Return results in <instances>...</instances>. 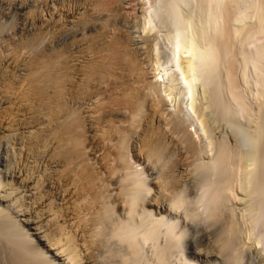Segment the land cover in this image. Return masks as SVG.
I'll list each match as a JSON object with an SVG mask.
<instances>
[{
	"label": "rangeland",
	"instance_id": "rangeland-1",
	"mask_svg": "<svg viewBox=\"0 0 264 264\" xmlns=\"http://www.w3.org/2000/svg\"><path fill=\"white\" fill-rule=\"evenodd\" d=\"M71 1L73 4L80 2V6L82 5L81 0ZM124 1L117 0L113 4L117 10H115L116 13L113 12L111 14L112 16H107L108 13H112L111 11L107 12V8H101L98 5V8L100 7L101 9L99 11L105 12L107 15L104 14L102 20H93L91 22V20L83 16L84 14L71 17V14L61 12L60 7L64 3L62 0H43L46 4L45 8L43 7L44 9L37 0H0V31H6L4 37L0 39L2 45H6L9 41L8 38L12 36L18 43H33L37 34H41L39 42L22 48V59L15 61L13 56H11L12 52H3L7 56L0 64V81L3 77H7V85L11 84L10 81L12 80H20L30 74L28 72L29 63L33 59H31V56L35 51L47 48L50 54H54V51L56 49L59 51L62 46L65 49L74 50L80 48L83 41L84 46L87 44L86 46L91 47L89 38L92 37L96 29L100 28L101 21L106 16L107 18H105L104 22L108 24V27L122 28L127 33L131 46L129 53L128 51L127 53L123 52V54L120 52L121 55H118L119 52L115 49L116 47L113 48V51L111 48L110 54L106 55L104 59H102L103 57L86 59L89 62L88 64H85V59L78 60V62L76 60L73 62L69 59L66 62L67 60L63 59V57L57 56L52 59L53 62L51 61L48 67L50 74H48L49 72H39L41 73L40 79H45L43 81L41 79L38 82L40 85H38V89L40 90L41 87L45 89L50 86L51 90H56L51 97V99L53 98V101H51L54 104L52 103L47 108L48 106L44 103L45 96L43 92L40 93L36 102L31 103L29 108L26 109L30 115L33 114L34 117L38 118V121L35 126L24 133L22 140H18L14 146L11 144L14 133L10 131L13 123H10L8 129L3 132L6 135L7 142L3 143L4 150H2V153L0 152V181L5 185V191L0 192V195L7 193H11V195H9L7 201H3L0 196V206H2L6 214H3L2 217L6 219L8 214L13 216L17 209L23 208L22 213L14 217H17L16 224L19 227L27 229L26 222H23L24 215L30 210L27 206L30 208L29 205L33 202L37 193L40 196L43 193L46 198V208L48 210L51 208L49 210L51 216L48 222H41L40 238L32 235L31 237L33 238V244L37 245L40 250L43 249L42 251H46V248L44 246L45 242L43 243L41 239H44L45 236L48 237L50 232L53 235L56 233L54 236H60L62 238L61 241L64 240L65 248L67 247L66 244H68L69 247L63 252L64 254L60 253L53 256V253L47 251V254L49 253L52 258L55 257L53 260L55 264H67V261L71 262L68 260L71 256L78 258L77 260L74 259L76 262L73 261L71 264H132L131 262L133 264H264V246L258 241L260 239L259 235H261V228L258 229L257 225L254 226L256 219L252 218L256 217L258 213V215L260 213L264 215L261 212H264V206H258L262 199L261 195H264V189L262 190L264 183L261 182L264 180V96L262 97L263 101L261 100L260 102L263 108L260 104L255 105L251 98V84H248L249 87L243 84L236 69V61H239L240 55L236 50L234 54L233 48L237 49L236 46L238 47V45L234 44L239 43L241 35L237 33L240 30L235 28L240 29V26L233 23L230 18L225 25L223 20L228 18L226 17L220 21L222 22L220 24L223 30L219 31L220 33L218 32L221 34L220 37L218 36L219 34H216L217 38H214L220 44V46L217 45L220 50L223 47L227 48V50L223 49L224 51L226 50V53L221 50L224 54L229 51L226 55L227 58L224 57L226 62L223 61L225 60L224 58L220 62L222 65L226 64V67L230 66L229 69L231 71L227 69L230 74L223 70L226 69L225 65H223V68L218 62L214 67L215 70L212 73L213 77L211 76L210 78L211 81L209 80L210 82L202 78L205 77L203 74L200 75L197 72L198 74L195 73L189 76L192 85L191 89L186 91L182 89V83L177 84L175 79L165 78L166 72H164V68L167 69L172 66L168 65L166 67L165 65L164 67V64H167L166 61L162 63L164 62V53H159H162L164 49V45H162L165 42L164 35L166 37L170 33V26L167 23V12L172 9V0H132L135 8L132 7V11L129 13H126L125 8L122 7ZM158 2L163 5L165 11L161 9L162 17L158 19L159 21L153 20V23L152 21L149 22L148 9L154 7V4ZM178 3L180 15L186 23L190 21L204 24V0H179ZM116 6L120 7L117 8ZM39 12L43 20L40 31L34 29V19L32 18ZM201 19L204 21H201ZM251 23H254V18L248 20L246 27L244 26L245 29L241 28L243 33L240 31V34L243 35L246 28L251 27ZM80 24L87 26V29H84L85 31L87 30L86 32L82 33L77 30L80 29L78 26ZM15 26L19 27L18 32L12 34V29L9 30V28ZM90 28L91 31L93 30L92 32L89 31ZM224 29L229 30H225V32L227 31L226 35L228 34L231 37L227 35L228 38L226 39ZM73 30L77 31L74 32ZM188 30L190 31L189 28H187V32ZM229 38H233V41L229 40ZM225 40H229V43H225ZM262 40L264 41V39ZM262 40H258L259 42L256 41V43H260ZM101 41L102 37L98 38L96 45H100ZM243 47L247 49L246 45ZM114 50L117 51L115 52ZM157 51H159V54H156ZM42 56L44 57L43 54L39 55L37 61L43 64V62H46V56L44 58ZM179 56L182 59L179 60L181 68L179 66L178 68L184 70L185 68L182 65L185 64L187 54L181 52ZM53 63L56 64L53 65ZM90 64L92 66L96 65L95 69H92ZM74 66L77 67L75 68ZM154 69L160 72L157 74ZM171 69H175L174 66L167 69V73ZM177 72L179 71L177 70L175 73ZM225 72L228 74L227 77L230 75V78H236L237 85L240 84L236 90H242L244 107L247 106L244 108L245 110L243 109L242 114L244 116L240 112L238 117L239 113L232 111L231 103H233V100L230 99V89L226 90L229 86L227 85L228 83L225 84L227 80ZM42 73L44 74L42 75ZM177 75L180 77L179 73ZM42 82L46 85H43L44 83L42 84ZM128 88H132L131 91ZM40 91H42V88ZM64 96H67V98H64ZM131 96L133 98L136 96V100L134 98L133 102L129 101L132 99ZM225 97L229 100H226ZM5 98L6 95L4 97L0 96V110L5 106ZM54 100L56 101L54 102ZM57 102V105L62 106V112L64 111V113L61 112L62 116H60L59 107L56 106L55 108ZM227 106L229 107L227 108ZM257 106L260 108L257 109ZM53 107L58 111H53ZM247 108L248 110L246 111ZM228 110L231 111L228 112ZM244 111H249V113ZM258 111L262 113L260 114ZM51 112L55 115L51 114ZM232 113L237 114V117L234 114L232 116ZM53 115H59V118L57 116L54 118ZM66 116L68 117L67 119L65 118ZM249 118L252 119L251 122H249ZM62 120L63 122L65 121L66 126H70L69 139L64 146L67 145L66 147L72 153V155L70 154L71 157L73 156V160L66 167V170L69 171L70 176L73 175V181L75 180L73 184L76 183V185L73 186H76L75 190L79 192L75 191V193H78L80 197L83 196L79 197L80 201L79 198L75 199L78 202L74 200L73 206L76 205L73 210L80 208L76 212L81 210L83 213V210H85V214L87 213L84 215V213L80 212L82 214V216L79 214L81 218L79 217L77 224L74 222L78 226L75 227L73 223L72 229L71 227L67 228L53 214L52 202L54 204L56 198L51 197L50 193H48L49 191H47L48 187H50L49 184H52L53 178H56L62 169L59 158L63 151L61 147L63 149L64 146H61L57 141V135L59 136L60 127L63 124ZM260 126L262 127L261 129ZM57 129H59V132ZM256 131L260 132H257L259 135ZM54 136L56 139L53 138ZM29 137L41 139V141L39 140L41 146H38L30 162L25 164L24 174L29 175L32 189L20 192L21 189H14L16 185L10 184V178L6 171L15 164L16 156L22 148L21 142ZM256 141H258V145H256ZM222 144L223 148L227 146L224 149L228 151V154L226 152L224 154L226 160L225 158L221 160L217 156L219 155L218 149L222 148ZM219 145L221 146L219 147ZM72 151L76 152L75 158ZM230 155H233V158L229 157ZM237 156L241 160L236 158ZM214 159L215 161H223L226 166L223 162L217 161L218 163H215ZM208 165H212V168L210 167L211 169H209ZM259 170H261L262 175H260ZM254 174L256 175L255 178ZM82 175L83 177H81ZM80 180L83 183H79ZM260 184L263 186H260ZM82 185L83 187H81ZM135 185L137 190L140 191H135ZM257 186L258 188H255ZM77 187L79 188L77 189ZM144 187L149 191L145 190ZM207 188L209 191L213 189L214 191L206 192ZM215 190H218L217 193H215ZM256 192H258L259 197ZM207 193L218 195L216 198L213 194L214 199L217 200L216 203L213 196ZM43 195L41 197H44ZM129 196L134 197L135 204L131 205L132 208L130 205L128 208V203L130 204V202L127 200L129 198L130 200L133 199V197ZM36 197L38 196L36 195ZM175 199H177V205L172 203V201L175 202ZM210 199L214 200V202ZM209 204L211 205L209 206ZM80 206L85 207L81 209ZM254 212L258 213L255 215ZM234 222L237 226H235ZM251 222L253 223L250 224ZM93 225H96V228ZM252 226H257L258 228L256 227L253 230ZM154 227L157 228L155 229ZM148 228L151 230L154 228L156 231L154 230L153 232L152 230L150 234V229ZM128 233L134 236H132L133 238L129 236L134 240L129 238L128 242H135L134 244L139 248L136 249L138 252L135 250V254L130 251L129 243L128 245L126 243L125 239L128 238ZM67 235L68 238H66ZM76 240L78 241L76 242ZM137 243L139 246H137ZM71 244L76 246L74 245L73 247ZM64 247L62 249H65ZM70 251H72V254ZM130 252L132 253L131 256ZM125 256L130 259L128 258L126 261L127 258Z\"/></svg>",
	"mask_w": 264,
	"mask_h": 264
},
{
	"label": "bare ground",
	"instance_id": "bare-ground-1",
	"mask_svg": "<svg viewBox=\"0 0 264 264\" xmlns=\"http://www.w3.org/2000/svg\"><path fill=\"white\" fill-rule=\"evenodd\" d=\"M39 5L42 6V8L44 7L45 8V2H43V0H37ZM64 3L63 5L60 7V10L61 12H63L64 14H71V17H76L77 15H80V14H84L83 16L89 20H91V22H93V20H99L101 19L102 20V17H104V14L105 12H102V11H99L100 7L101 8H107V12L111 11L112 13H107L105 15L107 16H112L111 14H113V12L116 13L115 10H117L116 8H114V3L117 2V0H81V3L82 5L80 6V2L78 4L74 3L70 0H62ZM123 1V0H122ZM179 0H172L171 1V5H172V9L170 11L167 12V15H168V19H167V23L168 25L171 27H169V32L168 35H164V41L162 43V45H164V49L161 52L157 51L156 54H163L164 53V62L162 63H166L167 64H164V67L166 65V67L169 65V66H172V67H169V68H174L175 69H171L170 73H167V69L164 68V72L165 73V78H168L170 77V79H175L177 81V84L178 83H182L181 86L183 87L182 89L186 90V91H189L191 89V82H190V78L189 76H191L192 74H198L197 72L200 73V75H204L205 77H202V78H205L207 79L208 81L210 80L211 81V76H212V73L213 71L215 70V65L219 62V65L221 64L223 58H227L226 55L229 53V51L227 52V54H224L226 53L225 51L227 50V48L223 47L221 50H223L224 48L226 49L223 53V51H221L218 46H220V44L218 42H216L217 40H215L214 38L216 37V34L218 35L220 32L219 31H223L222 30V26L220 23V21H222V19L226 18V20L224 19L223 22L225 23L226 25V22L228 21V19L230 18L231 21H233V23L235 24H238L240 26V29L239 28H235V29H238L242 32L241 28L245 29L246 27V24L248 23V20L251 19V18H254V23L252 24L251 23V27L250 28H246L244 34H240V31L237 32L239 35H241V37L239 38V43L238 44H234V45H238V47L236 46L237 49H234L233 47V50H234V54H235V50L237 53H239L240 57H239V61H236L237 62V67L236 69L238 70V73L240 74V79L242 80L243 84L245 85H248L249 83L251 84L250 86V92L252 93V101L253 103H255V105H259L261 100L263 101V96H264V41L262 39H264V0H204L205 4H204V19H205V22L204 24H197V23H193V22H187L184 21L182 19V16L180 15V12H179V3H178ZM71 3V4H70ZM120 3V2H119ZM133 1L132 0H125L123 2V8H125L124 10H126L125 12L129 13L130 11H132V7L134 6V3L132 5ZM121 4V3H120ZM98 5L100 6L98 8ZM113 5V6H112ZM117 7V6H116ZM120 7V6H119ZM117 7V8H119ZM43 8V9H44ZM122 8V9H123ZM135 8V7H133ZM161 9H164L163 5H161L159 2L154 4V7L148 9V21L152 23L154 22L153 20H158L160 19L161 16ZM101 10V9H100ZM102 10H106V9H102ZM162 10V11H163ZM50 11V10H49ZM134 12V11H133ZM125 13V14H126ZM202 13V12H201ZM200 13V14H201ZM103 15V16H102ZM166 15V16H167ZM201 15V16H202ZM227 15V16H226ZM33 16V15H32ZM107 16L105 18H107ZM117 16V15H116ZM126 16V15H125ZM165 16V18H166ZM34 19L33 21V25H34V29H41L42 27V23H43V20H42V17H41V13L39 12V14H35L33 17ZM104 18V20H105ZM114 18V17H113ZM201 18V17H200ZM103 21H101V25H100V28L96 29L93 34H92V37H90L89 39L91 40V47H88V46H84V41H83V44L81 42V45H83L81 47L80 45V48H77V49H74V50H68V49H65L64 46H62L59 51L58 49L57 52L54 51V54H50L49 50H47V48H42L43 50H39V51H35L33 52V55L31 56V62L29 63V69H28V72H30V74H28L26 77L20 79V80H12L10 81L11 84H8L7 85V82H6V78L7 77H3V79L0 81V96H5L6 95V98L4 99V103H5V106L3 107L2 110H0V152L2 153V150H4L3 148V143H6L7 142V139H6V135L3 133L4 131H6L8 129V125H10V123H13V126L11 128L10 131H12L14 134L12 136V139H11V144L14 146L15 144H17V141L18 140H22L23 136H24V133L29 129V128H32L33 126H35L36 122L38 121V118L34 117L33 114H29V112L26 110L29 108L30 104L31 103H35L36 102V99L38 98V96L40 95L41 92H43V95L45 96V101L44 103L46 104V106H48L47 108H49L51 106V104L53 103V98L51 99L52 95H54L53 90H51V88H49L50 86L46 87L45 89L42 88V91L41 88L40 90L38 89V82L41 81L40 77H41V73L39 72H49L48 71V67L52 61V59L55 57H63V59L67 60L66 62L69 61H73L76 60V62H78V60H81V59H90V58H93L95 57V59H97L96 57H103L102 59H104V57L108 54H110V49L113 51V48L116 47L115 49H117L116 51L119 52L118 55H121L123 54V52H126L128 51V53L130 52V44H129V40H128V35L127 33L120 27H113V28H109L108 27V24L105 23ZM159 21V20H158ZM188 21V20H187ZM198 21V20H197ZM201 21H204L201 19ZM230 21V22H231ZM201 23V22H200ZM223 23V24H224ZM201 25V26H200ZM230 25V24H229ZM237 25V26H238ZM80 27V29H77V30H80L82 33L83 32H86L84 29H87L85 27V25L83 24H80L78 25ZM245 26V27H244ZM227 27V26H226ZM230 27V26H229ZM187 28L190 29V31L188 30L187 32ZM225 28V27H223ZM231 28V27H230ZM12 29V34L18 32V29L19 27L15 26V27H11L9 28V30ZM89 29V28H88ZM113 29V31H112ZM234 29V30H235ZM76 30V31H77ZM225 30L227 29H224V36H226V39L228 38ZM40 31V30H39ZM74 31V30H73ZM74 31V32H76ZM78 31V32H80ZM91 31V28L90 30ZM93 31V30H92ZM91 31V32H92ZM233 31V30H232ZM231 31V32H232ZM6 32V31H5ZM5 32L3 31H0V39L4 37V34ZM73 32V33H74ZM168 32V31H167ZM190 32V33H189ZM219 32V33H218ZM230 33V32H229ZM235 33V32H234ZM243 33V32H242ZM81 34V33H80ZM223 34V33H222ZM233 34V32H232ZM231 34V35H232ZM221 34H219L218 36L220 37ZM234 35V34H233ZM232 35V36H233ZM224 36H223V39H224ZM229 37H231L230 35H228ZM73 37V36H71ZM102 37V41L100 42V45H96V41L98 40V38H101ZM235 37V36H234ZM82 38V37H81ZM217 38V37H216ZM39 39H41V34H37L35 40L33 43H18L14 40L13 36L8 38V42L6 45H2V41H0V64H1V61L3 59H5V57L7 56V54H3L4 51H10L12 52L11 53V56H13V60L17 61L19 59H22L21 57V51H22V48H24L25 46H28L30 44H34V43H37L39 42ZM233 39V38H232ZM232 39L229 38V40L233 41ZM236 39V38H235ZM84 40V39H83ZM228 40V41H229ZM258 40H262L260 43H256L259 42ZM82 41V40H81ZM88 41V40H87ZM86 41V42H87ZM217 43H215V42ZM220 41V40H219ZM228 41L225 40V43L227 42V44L229 43ZM236 41V40H235ZM234 41V43H236ZM85 42V43H86ZM222 42V41H221ZM220 42V43H221ZM232 43V42H231ZM231 43H230V46H231ZM80 44V43H79ZM89 44V42H88ZM218 45V46H217ZM223 45V44H222ZM233 45V46H234ZM246 45L247 46V49H245L243 46ZM226 46V45H225ZM67 47V46H66ZM159 47V46H158ZM163 47V46H162ZM68 48V47H67ZM158 49V48H157ZM219 49V50H218ZM245 49V50H244ZM53 51V50H52ZM111 51V52H112ZM115 51V50H114ZM115 51V52H116ZM161 51V50H160ZM222 54H221V52ZM232 52V50H230ZM121 52V54H120ZM159 52V53H158ZM181 52H185L187 54V58L185 59V64H183L182 66L185 68L184 70L182 69H179L181 68L180 66V62L179 60L180 59V53ZM230 52V53H231ZM113 53V52H112ZM236 53V54H237ZM44 55V57L46 58L45 59V63L43 62V60H41L43 62L42 63H39L37 60V57H39V55ZM114 54V53H113ZM152 54V53H151ZM232 54V53H231ZM128 55V54H127ZM155 55V54H154ZM129 56V55H128ZM133 56V55H132ZM156 56V55H155ZM235 56V55H233ZM43 57V56H42ZM43 57V58H44ZM118 57V56H117ZM159 58V56H157ZM230 57V56H229ZM236 57V56H235ZM10 58V56H9ZM108 58V57H107ZM158 58H157V61H158ZM183 58V59H184ZM224 58V59H225ZM229 59V58H228ZM57 60V59H56ZM159 60H161V58H159ZM231 60V59H230ZM64 61V60H62ZM94 61V60H93ZM98 61V60H97ZM96 61V62H97ZM221 61V62H220ZM226 62V59L223 60ZM235 61V59H234ZM53 62V61H52ZM65 62V61H64ZM63 62V63H64ZM72 62V64H73ZM75 62V63H76ZM83 62H85L83 60ZM95 62V64H96ZM99 62V61H98ZM89 62L86 60L85 64H88ZM94 63V62H93ZM92 63V64H93ZM184 63V62H182ZM235 63V62H234ZM56 64V63H53V65ZM66 64V63H65ZM64 64V65H65ZM80 64H82L80 62ZM69 65V64H68ZM91 65V64H90ZM99 65V63H98ZM97 65V66H98ZM158 65V64H157ZM156 65V66H157ZM161 65V64H160ZM185 65V66H184ZM222 65V64H221ZM220 65V66H221ZM225 65L224 67L226 69H223V70H226V72H229L228 70L229 67L227 68L226 67V64H223ZM222 65V67H223ZM228 65V64H227ZM229 65H230V62H229ZM82 66V65H81ZM92 66V65H91ZM95 66H92V69H95ZM101 67H103L102 65H100ZM163 66V65H162ZM161 66V67H162ZM179 66V68H178ZM75 68L77 66H74ZM73 67V68H74ZM182 67V68H183ZM223 67V68H224ZM234 67V66H233ZM45 70H44V69ZM51 68V67H50ZM72 68V67H71ZM70 68V70H71ZM81 68V67H80ZM86 68V66H85ZM89 68V66H88ZM104 68V67H103ZM158 68V67H157ZM98 69V67H97ZM101 69V68H100ZM139 69V68H138ZM150 69V68H149ZM228 69V70H227ZM232 69V68H231ZM66 70V68H65ZM68 70V69H67ZM80 70V69H79ZM84 70V69H83ZM89 70V69H88ZM140 70V69H139ZM138 70V71H139ZM152 70V69H151ZM155 70V69H154ZM157 70V69H156ZM155 70V71H156ZM179 71L177 73L180 74V77H178L179 75H177V73H175L176 71ZM222 70V71H223ZM75 71V70H74ZM73 71V72H74ZM77 71V69H76ZM82 71V70H81ZM92 71V70H90ZM96 71V70H94ZM150 71V70H148ZM231 71V70H230ZM4 72V71H2ZM72 72V71H71ZM80 72V71H78ZM93 72V71H92ZM140 72V71H139ZM157 72V71H156ZM160 72V71H159ZM157 72V74L159 73ZM225 72V73H226ZM42 73V75L44 74ZM153 73V72H152ZM155 73V72H154ZM175 73V74H174ZM50 74V72L48 73ZM47 74V75H48ZM148 74V73H147ZM227 74V73H226ZM230 74V72H229ZM234 74V73H233ZM45 75V76H47ZM232 75V74H231ZM161 76V75H160ZM225 76V75H224ZM223 76V77H224ZM228 76V74L226 75V77ZM234 76V75H233ZM44 77V76H43ZM154 77V76H153ZM157 77V76H156ZM155 77V78H156ZM213 77V76H212ZM232 77V76H231ZM235 77V76H234ZM237 77V76H236ZM47 78H49L47 76ZM159 78V77H158ZM229 78V79H228ZM45 79V78H43ZM42 79V81H43ZM226 79V78H225ZM224 79V80H225ZM47 80V79H46ZM50 80V79H49ZM48 80V82H49ZM173 81V82H176V81ZM223 80V79H222ZM51 81V80H50ZM53 81V80H52ZM152 81V79H151ZM207 81V82H208ZM209 81V82H210ZM221 81V80H220ZM48 82H47V85H48ZM44 82H42L43 84ZM50 84H52V82H49ZM153 83V82H151ZM220 83V82H219ZM228 83V84H227ZM41 84V83H40ZM41 84V85H42ZM222 84L224 85V83L222 82ZM227 84L226 86L228 87V89L226 90H229L230 89V99L233 100V103H231V108L232 111L234 110L235 113H239L238 114V117L240 115V112L241 114L243 113V109L246 108L244 107V101H243V94L241 93L240 90H236V88L240 85H237V79L236 78H230V75L229 77H227V80H226V83ZM249 84V85H250ZM43 85H46L45 83ZM248 85V87H249ZM40 86V85H39ZM70 86V85H69ZM150 86V85H149ZM220 86V84H219ZM45 87V86H44ZM152 87V86H151ZM247 87V86H246ZM55 88V87H54ZM224 88V87H223ZM244 88V87H243ZM254 88V90L252 89ZM129 89V88H128ZM132 89V88H131ZM131 89H129L131 91ZM71 90V89H70ZM225 90V89H224ZM126 91V90H125ZM124 91V92H125ZM244 91V90H243ZM228 92V91H227ZM67 93V92H66ZM70 93V92H69ZM56 94V93H55ZM58 94V93H57ZM121 94V93H120ZM125 94V93H124ZM128 94V93H127ZM60 95V94H59ZM67 95V94H66ZM130 95V94H129ZM133 95V94H132ZM145 95V94H143ZM142 95V96H143ZM229 95V94H228ZM251 95V94H250ZM61 96V95H60ZM68 96V95H67ZM67 96H64V98ZM140 96V94H139ZM227 96V95H225ZM54 97V96H53ZM59 97V96H58ZM63 97V96H62ZM122 97V96H121ZM126 97H128L126 95ZM132 97V96H131ZM136 97V96H135ZM134 97V98H135ZM146 97V95H145ZM228 97V96H227ZM226 100H229L227 99ZM55 98V97H54ZM129 98V97H128ZM132 97V99H130L129 101H132L134 99ZM147 98V97H146ZM246 98V96H245ZM58 99V98H57ZM56 99V100H57ZM61 99V97H60ZM125 99V98H124ZM140 99V98H139ZM52 100V101H51ZM54 100V102L56 101ZM65 100V99H64ZM67 100V99H66ZM128 100V99H126ZM136 100V98H135ZM153 100V99H152ZM225 100V101H226ZM125 101V100H124ZM138 101V100H137ZM142 101V100H141ZM146 101V100H145ZM144 101V102H145ZM155 101V100H154ZM247 101V100H246ZM59 102V101H58ZM58 102L56 103L55 105V108L56 106L59 107V110H60V116H62V113H64V111L62 112V109L60 105H62L60 102V105H57ZM118 102V101H117ZM133 102V101H132ZM148 102V101H147ZM157 102V101H156ZM248 102V101H247ZM87 103V102H86ZM120 103V102H119ZM137 103V102H136ZM140 103V102H138ZM159 103V102H158ZM246 103V102H245ZM251 103V102H249ZM264 103V102H263ZM29 104V105H28ZM43 104V103H42ZM54 104V103H53ZM127 104V103H126ZM131 104V103H130ZM135 104V103H134ZM141 104V103H140ZM147 104V103H145ZM227 104H229L227 102ZM136 105V104H135ZM248 105V104H247ZM253 105V104H252ZM143 106V105H142ZM147 106V105H146ZM260 106H262L260 104ZM57 107V109H58ZM154 107V106H153ZM157 107V106H155ZM229 106H227L228 108ZM250 107V106H249ZM253 107V106H252ZM251 107V108H252ZM256 107V106H255ZM149 108V107H148ZM151 108H152V105H151ZM159 108V107H157ZM260 108L257 106V109ZM263 108V106H262ZM52 109V108H51ZM134 109V108H133ZM153 109V108H152ZM225 109V107H224ZM256 109V108H255ZM54 107H53V111H54ZM136 110H137V106H136ZM227 110V109H226ZM245 110V109H244ZM248 110V108L246 109V111ZM263 110V109H262ZM50 111V110H49ZM56 111V110H55ZM58 111V110H57ZM56 111V112H57ZM135 111V110H133ZM231 111V110H230ZM228 110V112H230ZM244 111V112H246ZM250 111V110H249ZM246 112V113H249ZM253 111V110H252ZM264 111V110H263ZM62 112V113H61ZM132 112V111H131ZM154 112V111H153ZM227 112V111H226ZM50 113V112H49ZM251 113V112H250ZM253 113V112H252ZM258 113H260V111H258ZM262 113V112H261ZM260 113V114H261ZM51 114H54L53 112H51ZM59 114V113H58ZM152 114V113H151ZM226 114H230V113H226ZM234 113H232V116H233ZM245 114V113H244ZM254 114V113H253ZM55 115V114H54ZM53 117L55 118L56 116L59 118V115H56ZM64 115V114H63ZM84 115V114H83ZM89 115V114H88ZM235 115V114H234ZM237 115V114H236ZM235 115V116H236ZM243 115V114H242ZM256 115V114H255ZM244 116V115H243ZM247 116H250V115H247ZM258 116V115H257ZM237 117V116H236ZM253 117V115H252ZM251 117V118H252ZM259 117V116H258ZM257 117V118H258ZM262 117V116H261ZM57 118V119H58ZM66 119L68 118L67 116L65 117ZM235 118V117H234ZM248 118V117H246ZM260 118V117H259ZM61 119V118H60ZM64 119V118H63ZM250 119V118H249ZM253 119V118H252ZM249 122H251V120ZM256 120V119H255ZM254 120V121H255ZM260 120H263V119H260ZM66 121H69V120H66ZM63 122V120H62ZM62 122L60 121V123L62 124ZM65 122V121H64ZM63 122V124H65ZM264 122V121H263ZM58 123V122H57ZM59 123V124H60ZM256 123V122H255ZM262 123V122H261ZM259 123V124H261ZM60 124V125H61ZM61 125V129H60V133H59V136L57 135L58 137V143L61 145V146H64L67 142V140L69 139V134H70V129L68 126L65 125ZM252 124H253V121H252ZM263 124V123H262ZM254 125V124H253ZM58 126V124H57ZM176 126V125H175ZM178 126V125H177ZM256 126V125H255ZM262 127L260 126V129ZM127 129V128H126ZM58 132H59V129H57ZM255 130H257L255 128ZM122 131V130H120ZM258 131H256L257 133ZM255 133V134H256ZM260 133V132H258ZM257 133V134H258ZM72 135V134H71ZM75 135V134H74ZM259 135V134H258ZM257 135V136H258ZM257 136H254V137H257ZM260 137V136H258ZM53 138L56 139V137L54 136ZM73 138V137H72ZM74 139V138H73ZM77 139V138H76ZM79 139V138H78ZM256 139V138H254ZM41 141V139H39ZM38 140L37 137L34 138H27V140H24L23 142H21V145H22V148L19 150L18 152V155L16 156V160H15V164H13L9 170H7L6 172L8 173V177L10 178V184L12 185H16V187H14V189H21L20 192L22 191H30L32 189V187H30V183H31V179L29 177V175L27 176L26 174H24V169H25V164L27 162H30V159H32L34 157V153H36V150L38 149V146L40 145V141ZM52 140V139H51ZM152 140V139H151ZM156 140V139H155ZM258 140V139H257ZM56 141V140H55ZM56 141V142H57ZM80 141V140H79ZM255 141V140H254ZM50 142V140H49ZM146 142V141H145ZM256 145H258V141H256ZM260 142V141H259ZM79 143V142H77ZM150 143V142H149ZM148 145V143H146ZM145 144V145H146ZM153 145V144H152ZM225 145V144H224ZM41 146V145H40ZM39 146V147H40ZM59 146V145H58ZM59 146V147H61ZM67 146V145H66ZM66 146L61 147V150L62 151V154H61V157L59 158V163H61V167L62 169L60 170L61 173H59L57 175V177L50 179L52 180V184H49L50 187H48V190L49 191L48 193H50V196L51 197H55L56 198V201L52 202V208H53V214L55 216H57V219L59 218L66 226L67 228L68 227H72L76 225L78 222V220L81 218L80 215L82 216V214L84 213L85 214V210H83V213L80 211L76 212L77 209H80V208H76L75 210H73L74 205L73 206V202L74 200L78 199L80 197V195L78 194V190L76 191L75 190V187L73 185H76L73 184V175L70 176L69 175V171L66 170V167L69 165L70 162H72V158L73 156L71 157L72 153H70V150L69 148H67ZM149 146V145H148ZM221 145H219L220 147ZM145 148V147H144ZM152 148V147H151ZM225 148H227V146L223 148V144H222V148L218 149L219 151V156L221 158V160L224 157V154L226 152V154H228L227 152V149L224 150ZM229 148V147H228ZM23 149V150H22ZM141 149V148H140ZM58 151V150H57ZM60 151V149H59ZM149 151V150H148ZM217 151V149H216ZM232 151V150H231ZM74 152V158L76 156V152L75 151H72ZM78 152V151H77ZM143 152V151H142ZM230 152V151H229ZM234 152V151H233ZM232 152V153H233ZM216 153V152H215ZM231 153V152H230ZM60 154V153H59ZM71 154V155H70ZM58 155V154H56ZM214 155V156H215ZM235 155V154H233ZM233 155H230L229 157H232ZM237 155V154H236ZM45 157V156H44ZM43 157V158H44ZM219 158V160H220ZM233 158V157H232ZM235 158V157H234ZM236 158H239L238 156ZM216 159V158H215ZM214 159V161H215ZM218 159V158H217ZM240 159V158H239ZM238 159V161H239ZM219 160H216L215 163L218 161L220 163H222L223 161H219ZM226 160V158H225ZM224 160V161H225ZM230 160V158H229ZM232 160V159H231ZM241 160V159H240ZM261 160V159H260ZM213 161V160H212ZM212 161H210V163H212ZM217 162V163H218ZM228 162V160H227ZM219 163V164H220ZM224 163V162H223ZM229 163V162H228ZM234 163V162H233ZM239 163V162H238ZM225 166H226V163H224ZM207 165V164H205ZM222 165V164H220ZM228 165V164H227ZM243 165V164H242ZM241 165V166H242ZM9 166V165H7ZM212 166V165H211ZM208 165V168L211 169L212 167ZM215 166V165H214ZM224 166V167H225ZM233 166H236V165H233ZM260 166V165H259ZM263 166V165H262ZM205 167V166H204ZM211 167V168H210ZM219 167V166H218ZM223 167V165L221 166ZM238 167V165H237ZM236 167V168H237ZM240 167V166H239ZM243 167H245L243 165ZM215 170V168H213ZM217 169V168H216ZM221 169V168H220ZM222 170V169H221ZM241 170V169H240ZM71 171V170H70ZM260 173H261V170H259ZM5 172V173H6ZM217 172H218V169H217ZM264 172V171H263ZM220 173V172H219ZM229 173V172H228ZM233 173V172H232ZM259 173V174H260ZM32 174V173H31ZM83 174V173H82ZM227 174V173H226ZM231 174V173H230ZM258 174V175H259ZM256 175H257V172H256ZM256 175L254 174V178L256 177ZM262 175V173L260 174ZM259 175V176H260ZM30 176H33V175H30ZM83 177V175L81 176ZM227 177V176H226ZM262 177V176H261ZM260 177V178H261ZM259 178V177H258ZM263 178V177H262ZM85 179V178H84ZM1 182V181H0ZM78 182V181H77ZM141 182V181H139ZM260 182V181H259ZM257 182V183H259ZM264 183V180L261 181ZM51 183V182H50ZM79 183H83L80 182ZM256 183V184H257ZM86 185V184H85ZM143 185V184H142ZM141 185V186H142ZM259 185V184H258ZM262 184H260L261 186ZM80 186V185H79ZM145 186V185H144ZM263 186V185H262ZM83 187V185L81 186ZM80 187V188H81ZM208 187V186H207ZM210 187H212L210 185ZM209 187V188H210ZM264 187V186H263ZM79 187H77L78 189ZM143 188V186H142ZM213 188V187H212ZM255 188H258L255 187ZM47 189V188H46ZM82 189V188H81ZM145 190L149 191L148 189H146L144 187ZM206 189V187H205ZM208 189V188H207ZM261 188L259 187V190ZM264 188H262L263 190ZM44 190V189H43ZM42 190V191H43ZM2 191H5V185L1 182L0 183V192ZM78 192L77 194L75 193ZM83 191V190H81ZM130 191V190H129ZM132 191V190H131ZM135 191H140V190H137L136 188V185H135ZM144 191V190H143ZM206 192H212L214 191L213 190H205ZM216 191V190H215ZM218 191V190H217ZM217 191L215 193H217ZM261 191V190H260ZM128 192V191H127ZM146 192V191H145ZM222 192V191H220ZM262 192V191H261ZM264 192V191H263ZM7 193V192H6ZM37 193V192H36ZM84 193V192H83ZM131 193V192H130ZM133 193V191H132ZM137 193V192H136ZM219 193V192H218ZM257 193V196H258V192ZM260 193V192H259ZM129 194V193H128ZM208 194V193H207ZM210 195L213 196V199H214V195L209 193ZM208 194V195H209ZM220 194V193H219ZM264 194V193H263ZM9 195H11V193H7V194H2L0 195L3 199V201H7V198L9 197ZM36 195L38 197H36ZM35 195V198L33 200V202L29 205L30 208L27 206L28 209H30L28 211V213H26L24 215V219H23V222H26V225H27V229H24V227H19L16 222H17V217L15 218L14 216L16 215H20L23 210V208L21 209H17L15 211V215L13 216H9L8 214V217L5 219L2 217L4 213V209L2 208V206H0V264H55L53 262V260L55 259L52 258V256L49 254H47V251H49L50 253H53V256L54 255H58L60 253L64 254L63 252L66 250L68 246L65 248L64 247V240L61 241L62 238H60V236H54L56 233L54 231L55 234L53 235V233L51 234V232L49 233L48 237L45 236L44 239H41L42 242L44 243L45 242V248H46V251H42L40 250L37 245L33 244V238L31 237V235L34 237H37V238H40V229L42 227L41 225V222L42 221H47L48 222V219H50V214H49V210L46 208V198H45V195H43V193L41 194V196L43 195L44 197H41L40 194L38 195V193ZM79 195V196H77ZM82 195V193H81ZM130 195V194H129ZM221 195V194H220ZM261 195V194H260ZM32 196V195H30ZM85 196V195H84ZM135 196V195H134ZM137 196L139 197V194L137 193ZM136 196V197H137ZM141 196V195H140ZM144 196V195H143ZM212 196H211V199H212ZM262 199L261 201L259 202L258 206L260 205L261 207L264 206L263 202H264V195H261ZM34 197V195H33ZM49 197V196H48ZM83 197V196H81ZM80 197V198H81ZM129 197H133V196H129ZM215 197L217 198L218 195L216 194ZM259 197V196H258ZM80 198H79V201H80ZM142 198V197H140ZM209 198V197H208ZM210 199V200H211ZM259 199V198H258ZM75 202H78L76 201ZM90 200V199H89ZM130 200V198H129ZM127 200L128 202H130V204L128 203V208H129V205L130 207L132 208V204L134 202V197L133 199H131L130 201ZM137 200V199H136ZM177 199H175V202L172 201L173 205H175V203L177 202L176 201ZM215 200V199H214ZM214 200H211L212 202H214ZM217 200H215V203H216ZM74 202V203H75ZM82 203V202H81ZM171 203V204H172ZM209 203V202H207ZM83 204V203H82ZM81 204V205H82ZM21 205V204H20ZM79 205V204H78ZM177 205V203H176ZM211 204H209L210 206ZM215 205V204H214ZM134 206V205H133ZM48 207V206H47ZM81 209H83V207L85 206H80ZM130 208V210H132ZM258 208V207H257ZM257 208H255L257 210ZM27 209V210H28ZM85 209V208H84ZM254 209V211H256ZM260 209V208H259ZM262 209V208H261ZM264 209V207H263ZM129 210V211H130ZM213 210V208H212ZM101 211H102V208H101ZM133 211V210H132ZM27 212V211H26ZM80 212L82 214H80ZM213 212V211H212ZM263 214L264 212L261 211ZM51 213V211H50ZM99 213V211H98ZM102 213V212H101ZM100 213V215H101ZM107 213V212H106ZM256 213L258 212H254V214L256 215ZM80 214V215H79ZM259 214V213H258ZM257 214V215H258ZM6 215V214H5ZM94 215V214H93ZM97 215V214H95ZM256 217H252V218H255L256 220L254 221V226L257 225L256 227L258 229H260L261 231V235L260 236V239H258V241L264 246V215H262L260 213V215H258ZM89 216V215H88ZM98 216V215H97ZM96 216V217H97ZM104 216V215H103ZM102 216V217H103ZM106 216V215H105ZM253 216V214H252ZM5 217V216H4ZM80 217V218H79ZM95 218V217H93ZM105 219V217H103ZM19 219V218H18ZM55 219V218H54ZM88 219V218H87ZM85 219V220H87ZM102 219V218H101ZM103 219V220H104ZM106 220V219H105ZM58 221V220H57ZM82 221V220H81ZM99 221V220H97ZM96 221V222H97ZM108 221V219H107ZM44 222V223H45ZM50 222V221H49ZM76 224H75V223ZM88 222V221H87ZM95 222V223H96ZM104 222V221H103ZM159 222V221H157ZM51 223V222H50ZM74 223V225H73ZM81 223V222H80ZM83 223V222H82ZM86 223V222H85ZM89 223V222H88ZM154 223V222H153ZM152 223V224H153ZM253 222H251L250 224H252ZM99 224V223H98ZM151 224V225H152ZM233 224V222H232ZM235 226H237V224L234 222ZM81 225V224H80ZM97 225V224H96ZM95 225V226H96ZM88 226V225H86ZM94 226V225H93ZM94 226V227H95ZM155 226V225H154ZM59 227V226H58ZM74 227V228H75ZM251 227V226H250ZM253 227V226H252ZM256 227H253V230L254 228ZM61 228V227H60ZM65 228V227H64ZM84 228V227H83ZM92 228V227H91ZM96 228V227H95ZM152 228V227H150ZM148 228V229H150ZM155 229L157 227H154ZM152 229L153 232L155 229ZM230 228H231V224H230ZM50 229V228H49ZM59 229V228H58ZM70 229V228H69ZM68 229V230H69ZM77 229V228H76ZM147 229V230H148ZM257 229V230H258ZM93 230V229H92ZM95 230V229H94ZM152 230L150 229L149 232L150 234L152 233ZM233 230V229H232ZM236 230V229H235ZM234 230V231H235ZM256 230V231H257ZM60 231V230H59ZM67 231V230H66ZM78 231V229H77ZM82 231V230H81ZM156 231V230H155ZM76 232V231H75ZM258 232V231H257ZM67 233V232H66ZM80 233V232H79ZM130 233V232H129ZM128 233V234H129ZM133 233V232H131ZM260 233V232H259ZM65 234V233H64ZM63 234V235H64ZM69 234V232H68ZM76 234V233H75ZM74 234V235H75ZM85 234V233H84ZM87 234V233H86ZM136 234V233H135ZM72 235V234H71ZM78 235V234H77ZM90 235V234H89ZM134 235V233H133ZM132 235V236H133ZM25 236V237H24ZM65 236V235H64ZM131 236L130 234L127 236L128 240L125 239L127 242V245L129 243V247H130V251L135 254V250L136 249H139L138 247H136V245L134 243H131V242H128L131 238L129 237ZM131 236V237H132ZM144 236V235H143ZM80 237V236H79ZM134 237V236H133ZM132 237V238H133ZM224 237V236H223ZM68 238V235L67 237ZM70 238V236H69ZM75 238V237H74ZM78 238V237H77ZM89 238V236H88ZM87 238V239H88ZM130 238V239H129ZM143 239V238H142ZM40 240V239H39ZM72 240V239H71ZM92 240V238H91ZM99 240V239H98ZM102 240V239H101ZM131 240H134V239H131ZM78 240H76L77 242ZM87 241V240H86ZM90 241V240H89ZM229 241V240H228ZM66 242V241H65ZM71 242V241H70ZM75 242V241H74ZM82 242V241H81ZM92 242V241H91ZM69 243V242H68ZM102 243V241H101ZM100 243V245H101ZM104 243V242H103ZM228 243V242H227ZM231 243V242H230ZM78 244V243H77ZM83 244V243H82ZM90 244V242H89ZM72 245V244H71ZM75 245V244H74ZM74 245H72L74 247ZM81 245V244H80ZM94 245V244H92ZM99 245V244H98ZM229 245V244H228ZM76 246V245H75ZM88 246V245H87ZM103 246V244H102ZM137 246L138 243H137ZM62 247H64L65 249H62ZM127 247V246H125ZM129 247H128V250H129ZM88 248V247H87ZM92 248V247H91ZM100 248V247H99ZM227 248V247H226ZM73 249V248H72ZM85 250V249H84ZM55 251V252H54ZM69 251V250H68ZM127 251V250H126ZM138 252V250H136ZM71 254H72V251H70ZM75 252V251H74ZM130 252V253H131ZM136 252V253H137ZM128 253V252H127ZM132 253L130 254V256L132 255ZM70 254V255H71ZM126 254V253H125ZM76 255V254H75ZM127 255V254H126ZM66 256V255H64ZM68 256V254H67ZM81 256V255H80ZM129 256V255H128ZM129 256V257H130ZM75 256H71L69 257L68 260H70L71 262H68L67 261V264L68 263H73V261H75L74 259H78L77 257L73 258ZM127 258V256H125ZM128 257V258H129ZM134 257V255H133ZM80 258V257H79ZM128 258L126 259V261L128 260ZM131 258V257H130ZM129 258V259H130ZM52 259V260H51ZM73 259V260H72ZM125 259V258H124ZM132 259H135V258H132ZM67 260V259H66ZM56 261V260H55ZM76 262V261H75ZM124 262V261H123ZM133 264V262H131ZM57 264V263H56ZM127 264V263H126ZM130 264V263H129Z\"/></svg>",
	"mask_w": 264,
	"mask_h": 264
},
{
	"label": "water",
	"instance_id": "water-1",
	"mask_svg": "<svg viewBox=\"0 0 264 264\" xmlns=\"http://www.w3.org/2000/svg\"><path fill=\"white\" fill-rule=\"evenodd\" d=\"M255 18V17H254Z\"/></svg>",
	"mask_w": 264,
	"mask_h": 264
}]
</instances>
